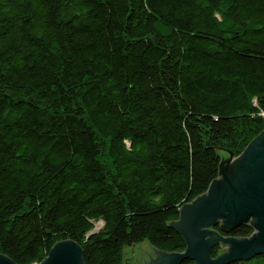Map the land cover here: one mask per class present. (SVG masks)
Returning <instances> with one entry per match:
<instances>
[{
  "label": "trees",
  "instance_id": "1",
  "mask_svg": "<svg viewBox=\"0 0 264 264\" xmlns=\"http://www.w3.org/2000/svg\"><path fill=\"white\" fill-rule=\"evenodd\" d=\"M263 131L264 0H0V255L15 264L66 240L84 264H127L143 242L184 252L181 208Z\"/></svg>",
  "mask_w": 264,
  "mask_h": 264
},
{
  "label": "water",
  "instance_id": "2",
  "mask_svg": "<svg viewBox=\"0 0 264 264\" xmlns=\"http://www.w3.org/2000/svg\"><path fill=\"white\" fill-rule=\"evenodd\" d=\"M219 175L204 195L181 208L180 219L173 225L185 240L184 252L153 250L143 242L129 248L127 264H182L185 260L232 264L264 256V131L240 156L223 160ZM246 224L254 231L246 238L223 236L216 230L220 226L229 233ZM219 244L226 250L214 258L212 250ZM0 264L15 263L0 255ZM42 264H84V252L72 240L61 241Z\"/></svg>",
  "mask_w": 264,
  "mask_h": 264
},
{
  "label": "rangeland",
  "instance_id": "3",
  "mask_svg": "<svg viewBox=\"0 0 264 264\" xmlns=\"http://www.w3.org/2000/svg\"><path fill=\"white\" fill-rule=\"evenodd\" d=\"M99 224H101V223H99ZM136 245H137V244H136ZM136 245H135V246H136ZM135 246H132V247H135ZM129 248H131V247H127V248L125 249V251H124V255H125V259H126V261H127V256H128L129 253H130Z\"/></svg>",
  "mask_w": 264,
  "mask_h": 264
},
{
  "label": "bare ground",
  "instance_id": "4",
  "mask_svg": "<svg viewBox=\"0 0 264 264\" xmlns=\"http://www.w3.org/2000/svg\"><path fill=\"white\" fill-rule=\"evenodd\" d=\"M101 226H102V224H100V228H101ZM100 228H98V229H100ZM98 229H96V230H98Z\"/></svg>",
  "mask_w": 264,
  "mask_h": 264
}]
</instances>
